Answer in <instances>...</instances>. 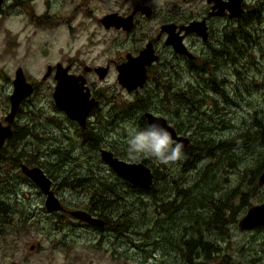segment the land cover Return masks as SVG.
I'll return each mask as SVG.
<instances>
[{
    "label": "rangeland",
    "instance_id": "obj_1",
    "mask_svg": "<svg viewBox=\"0 0 264 264\" xmlns=\"http://www.w3.org/2000/svg\"><path fill=\"white\" fill-rule=\"evenodd\" d=\"M135 1L150 5L153 15L139 16L133 31L105 28L99 21L110 11L130 10ZM205 6V0H29L21 10L5 7L4 15L0 16V72L19 64L39 80L41 85L34 95V119L37 126L47 129L41 131L43 137L36 131L33 139L21 140L13 154L20 152L22 161L33 159V164H40L51 177L55 194L67 208L85 209L90 202V193L83 186L74 185L76 176L92 177L95 188L104 179L114 190L111 196H119L112 201L117 214L107 212L108 215L119 218L121 213L119 224L129 228L102 231L66 212L46 210L40 188L18 168H11L9 160H2L0 200L12 211L13 220L25 216V221L9 225L2 221L0 213V264H184L187 251L181 241L193 235L214 238L222 249L205 264H224L222 255H227L231 264H264V229H240L237 225L250 205L264 200V184L252 182L250 171L264 154V135L257 128H251V132H257L255 137L248 132L258 121L264 125V23L256 27L259 38L250 47L251 55L239 57L235 63L226 62L217 52L208 58L210 47L203 48L195 42L199 59L193 63L199 68L209 64V73L191 71L189 59L170 56L155 63L148 83L142 88L127 91L116 78L115 64L127 51L134 53L144 45L161 19L172 13L177 18H189L201 13ZM45 17L48 23L34 21H43ZM213 21L218 27L219 20ZM220 30V27L216 29L214 36L218 37L212 40V46L218 49L224 45L225 31ZM57 61L74 62L75 72H81L85 64H109L104 79L94 72L87 74L93 93L101 94L105 101L89 120L99 133V147H107L128 160L129 128L147 127L141 122L140 110L123 116L121 109L138 99L147 100L148 110L165 116L190 139L223 140L221 149L210 162L188 170L183 165L185 158L169 165L141 159L157 170L160 180L156 182V190L143 193L129 187L102 161L97 146L82 142L72 122L55 106L54 79L51 76L43 81L42 75L48 64ZM188 90L196 93L191 106L173 99L175 91L178 94ZM213 174L218 182L214 193L209 189ZM181 186L192 188L188 191L193 199H199L198 195L204 192L206 201L184 198L179 190ZM231 189L243 194L232 196L235 221L227 223L226 212L219 222L222 227L209 229L198 226L196 218L189 219L193 210L205 218L212 204L209 211L199 205L205 206L213 202L210 196L218 199ZM243 198L250 204L240 210L238 205ZM181 201L188 206L180 207ZM190 226L200 229L193 232ZM31 245L34 247L30 248Z\"/></svg>",
    "mask_w": 264,
    "mask_h": 264
},
{
    "label": "flooded vegetation",
    "instance_id": "obj_2",
    "mask_svg": "<svg viewBox=\"0 0 264 264\" xmlns=\"http://www.w3.org/2000/svg\"><path fill=\"white\" fill-rule=\"evenodd\" d=\"M26 1H29V0H11V3H9L8 0H0V16L4 15L3 13L5 11V7H8V8L11 7L12 9H17V10L23 9ZM227 1H229V0H205L206 6L202 10V12L199 14H196V15L191 16L189 18H177V14L172 13L170 16L161 19L159 21L158 28L155 31L154 35L148 36L146 38V41H144V45L140 46L136 50V52H134V53L127 51L124 54V57L119 62H117L115 64V68L117 70L116 78L118 81V65L123 63L124 61H126L128 59V54H130L132 56H136L147 45L150 46L153 49L154 55H156V59L153 60L150 64L146 65V80H145L144 84L142 86H138L132 90H127V88L125 86H123L118 81L120 83V85L123 86L127 91H134V90H137L139 88L144 87L148 83L149 76L151 73V69L155 65V63H158V62L160 63L162 60H166V58H168L170 56L177 57V58H183V59H187V60L189 59L191 64L190 65L188 64V68L191 71L199 70L200 72L203 71L205 73H209V71L211 70L209 64L207 65L209 68H203L204 64H202L199 68L193 63L194 60L199 59V55L196 53V48H195L196 43L195 42L201 43L203 45V48L208 47V46L210 47V49L208 50V58H210L212 52H217V54H219L220 57H222L224 60H226V62H229V63L237 62V59H239V57H246L247 55H251L252 50H250V47L252 48V45L256 44V39L259 38V35H257L258 28H256V27L261 26V24L264 23V0H240V9L241 10H240V13L238 15H231L230 14L231 11L229 10V8L227 6ZM137 3L146 4V3H143L140 1H135L130 10H127L124 12L114 10V11H110V12H116L123 17H127L129 14H131L133 8L136 6ZM218 3L219 4L222 3L221 4L222 7H220ZM152 15H153V9L152 8H151L149 15L142 12L141 10H137L133 14V26H132V28L126 29L123 26L117 27L115 25H111V26L105 27V28H114L116 30L129 33L136 28L139 16L151 17ZM211 19H212V21H211ZM213 19H218L219 20L218 27H220L221 30H223V32L225 31L224 39H223L224 45L220 49L212 46V40L215 38V36H214L216 34L215 31L218 28L216 26V23L213 21ZM201 20H204V24L206 26V29H205L206 34H207L206 38H203L196 30L186 31V29H184V27H183L184 25L189 24L191 21H201ZM34 21L38 24L48 23V21L46 20V17L43 21L39 20V19H36ZM234 23H237L236 27H231V26H233ZM165 25H167L168 28H165L164 27ZM229 26L231 27L230 28L231 33L228 34L227 32L230 31V30H228ZM170 31L172 32V34L175 36L176 39H178V40L181 39V42L186 46L187 50L191 53L190 55H188L187 53H184V52L177 51L174 48L172 42H169V40L167 42ZM203 48L200 50L202 51ZM263 55H264V53H263ZM204 62H206V61H204ZM58 63H60L61 66H67L68 65L69 68L67 71L71 74H75V75H81L82 74L85 77V85L89 88V90L91 92V96H93L97 100V104L90 109L84 125H81L76 119L68 117L66 115V113L60 109L67 116V119H69L72 122V124L74 125V128H76V132L80 135L82 142L89 143V140L94 141L95 140L94 135H97L99 133H98V131H96V129H95L96 127H93L90 125V123H89L90 116L94 113V111L97 108L100 109V104L104 103L105 101H104V97H101V94H99V93L94 94L93 93V90L91 89V87L88 84L87 74L94 72V73H96V75L98 76L99 79H104L105 76H107L109 73V70H110L109 64L107 63L105 65H96V66H90V65L85 64L83 66V69L81 72H79V71L75 72L74 71V62H68V63L64 64L61 61H57L54 65L48 64L46 66L45 72L42 75V80L46 81V79H50L51 76L53 77L54 84H53V90H52V98H53V91H54L55 85L57 83L55 73H56ZM211 64H213V63L211 62ZM242 65H245V64H242ZM48 66H50V68H48ZM97 67H104L106 69L104 71L103 75H101V72L96 69ZM19 70H21V72L23 73L24 81L27 84H29V86H31L32 90H31L30 94L25 95L20 100L18 108H17L14 116L9 120L6 118V116L8 115V113L11 110L10 95L15 88V79L17 77V74L19 73ZM155 79L157 80L156 84L160 85L159 79H157V77H155ZM40 85H41V83H39V80H36L33 76H31L28 73V71L22 65H19V64H15L13 67L8 68L7 70H3L2 72H0V124L3 127L9 126L8 128L10 129V133L6 135V137L3 141V144L0 147V161L10 160L11 158L15 159L14 157H18V156L22 155V154H20V152H17L18 155L13 154L14 152H16L19 149V145H20L21 140L33 139L36 135V131H38V134L41 136H42L41 131L42 132H43V130L45 132L47 131L46 128L43 127V129H42L41 126H37V123L34 119V113H35V111H34V106H35L34 105L35 104L34 103V95L37 91H39ZM175 93H176V91H175ZM53 102H54L55 106H57L55 101H54V98H53ZM97 120H98V118H97ZM166 120L171 126L174 127L177 134L185 135V134L180 133L179 128L177 126H174L173 124H171L167 118H166ZM85 129L87 130V132L84 134ZM97 136H99V135H97ZM189 142H190V138H189ZM97 143H98V140H97ZM99 146H100V143H98L96 148H98V152H99V156H100V149L101 148L108 149V148L104 147V146H101V147H99ZM92 147H94V146H92ZM186 147H183V148H186ZM23 150H25V149H23ZM109 150H111V149H109ZM28 151L30 152V150H28ZM38 153H40V152H38ZM6 154L7 155L10 154V156H7ZM113 154H114V152H113ZM100 158H101V156H100ZM102 161H104V160L102 159ZM21 163H25L29 166L35 165V164L26 163L24 161H20L18 164L19 166L17 167L19 170H20V164ZM152 171L154 172L153 169H152ZM20 172H21V170H20ZM22 174L25 175L24 173H22ZM129 183L134 188H136V190L142 188V186L134 185L131 182H129ZM52 184H53V181H52ZM141 192H143V191H141ZM114 199H115V197L111 198V200H114ZM61 203L63 204L62 201H61ZM64 208L65 209L63 211L59 210V211H50V212H66L67 213L66 210L71 209V208H67L65 205H64ZM96 216H98V215H96ZM98 217H100V216H98ZM77 220H79V219H77ZM79 221H81V220H79ZM81 222H83L87 225L93 226V227H98L102 231H106V230H109L112 232H119L120 231V230L115 231V229H113V228L94 226V225H91V224L84 222V221H81ZM104 223H105V220H104ZM104 223H103V225H104Z\"/></svg>",
    "mask_w": 264,
    "mask_h": 264
},
{
    "label": "water",
    "instance_id": "obj_3",
    "mask_svg": "<svg viewBox=\"0 0 264 264\" xmlns=\"http://www.w3.org/2000/svg\"><path fill=\"white\" fill-rule=\"evenodd\" d=\"M218 2V1H217ZM220 3V2H219ZM218 3V4H219ZM222 4V3H221ZM219 4L220 7L222 5ZM218 6V5H217ZM227 6L231 11V15H238L240 13V0H229ZM141 10L147 15L150 14L151 7L147 4H139L133 8L131 14L123 17L116 12H108L100 17V22L104 27L115 25L117 27L123 26L130 29L133 26V14ZM168 28L167 25L164 26ZM186 31L196 30L203 38H206V26L204 20L191 21L189 24L183 26ZM172 42L174 48L179 52H184L190 55L186 46L181 42V39H176L170 31L167 42ZM156 59L153 49L150 46L143 48L138 55L132 56L128 54V59L118 65V81L127 88L132 90L138 86H142L146 80V65L150 64ZM50 68V66H48ZM69 66H61L57 64L55 77L57 83L53 91V98L57 107L63 110L70 118L76 119L81 125L85 124L87 115L90 109L97 104V100L91 96L89 88L85 85V77L69 73ZM98 71L103 75L106 70L104 67H97ZM32 88L24 81V76L21 70L15 79V88L10 95L11 110L6 116L11 119L19 105L20 100L27 94H30ZM144 116L148 125L152 123H159L165 127L172 135L173 139L182 143L186 147L189 143V137L186 135L177 134L173 126H171L166 118L152 111L146 110ZM9 126H1L0 124V147L7 134L10 133ZM101 158L113 169V171L121 178L131 182L134 185H139L148 188L153 183L154 173L152 169L145 163L138 161H127L114 155L113 152L106 148L100 149ZM20 170L28 178H30L44 194V206L48 211L64 210V205L55 194L52 188V179L44 169L39 165L29 166L25 163L20 164ZM257 181L259 184H264V169L258 175ZM67 213L81 221L87 222L94 226H101L104 220L101 217L93 215L89 211L82 208H71L66 210ZM240 229H250L255 226H264V200L250 205L245 213L237 222ZM31 245L30 248H33Z\"/></svg>",
    "mask_w": 264,
    "mask_h": 264
},
{
    "label": "trees",
    "instance_id": "obj_4",
    "mask_svg": "<svg viewBox=\"0 0 264 264\" xmlns=\"http://www.w3.org/2000/svg\"><path fill=\"white\" fill-rule=\"evenodd\" d=\"M206 64V63H205ZM203 65V68H209L207 65ZM205 71V70H204ZM214 84V83H213ZM164 86V85H163ZM214 90H217V87L214 86L213 87ZM187 93L193 98L191 99L190 96L187 95ZM196 95L195 92L193 91H183V93H174L173 99L189 104V106H191V104L193 103L192 101L194 100V96ZM186 96V97H185ZM148 101L145 100L142 102V100H134L132 102H129L126 106H123L121 109V113L123 114V116L126 115H131L132 112H134L135 110H140V119L141 122L143 124L146 125V127H148V123L146 121V118L144 116V112L142 111H146L148 110ZM142 112V113H141ZM256 125V126H255ZM251 128H257L259 129V133H263L264 135V125H262L260 123V121L256 122L255 124H253L249 129L248 132L250 131V134H253V136L255 137V131L251 132ZM87 132V130H84V134ZM92 133V132H91ZM97 134V133H96ZM98 135V134H97ZM94 135L95 140H98V143L100 141V136ZM84 136V135H83ZM263 137V136H262ZM94 141L89 140V144L96 147L97 146V142L96 144H94ZM220 144H223V140H218L216 142L215 138L213 137V139L208 138V139H200L198 141L193 139H190L189 144L187 145L186 148H183V158H185V161L183 162L184 167L188 170V169H193L195 168L197 165L201 164V163H208L210 162L212 159V157H214V155L216 154V152L218 150L221 149ZM15 159H10V166L11 168H17L19 165V162L22 161V158L20 156L18 157H14ZM24 162L26 163H30L33 164L35 161L32 159V161H28V160H24ZM145 162V160H144ZM40 165V164H39ZM264 169V154H262L259 158V161L257 162V165L250 169L251 171V181L252 182H256L258 175L261 173V171ZM154 178H153V183L150 187L148 188H140L139 190L143 191L144 193H152L154 192L156 189V182L158 180H160V177L157 173V170L154 169ZM214 176V177H213ZM213 176H210V178L212 177V180L210 181V187L209 189L211 190L212 193L215 192V188L217 185V180L215 178V175L213 174ZM92 177H87V176H76L75 179H73L74 181V185L76 187H82L87 190L90 193V202L89 204L85 205L84 208L85 210L89 211L90 213H92L93 215H98L100 217H102L105 220V223L102 227H107V228H113L116 230H120V231H125L126 229L129 228L128 226H123L121 224H119V222L121 221V213L118 214L119 218H111L108 213H116L115 208L113 209L112 207V201L111 200V194L114 192V190H111V186L106 183L104 181V179H100L101 183H96V185H98V188H95V183L92 184ZM94 181V180H93ZM123 181L124 184L128 185L129 187L134 188L128 181ZM96 182V181H94ZM261 185V184H260ZM131 188V189H132ZM180 193L182 194V196L184 198H189L191 201L193 200H198V201H206L207 196L204 192L200 193L198 195L199 199H193V197H191L190 193L188 190H192L191 187H179ZM231 192V193H230ZM230 194L228 195H221L218 199H216L214 196H210V200H212L213 202H209V204H205L204 205H199L204 207L203 210H207L209 211V207L210 204H212V210L210 212L209 215L202 217L200 212L197 211H192L189 214V219L192 221V219H197V225L198 226H207L209 227V229H215V228H221L222 224L219 223L225 216L226 212V222H231V221H235V217H236V211L235 208L232 204V196H236V195H242V193H240V191H238L237 189H231L230 190ZM116 195H118L116 193ZM113 198V197H112ZM119 196H115L114 200H118ZM225 199V201H224ZM217 200V201H215ZM190 202V201H189ZM250 204V202L248 201V199H242L241 203L238 205L240 207V210H243L246 206H248ZM180 207H187L188 203L181 201L179 204ZM198 206V205H197ZM243 208V209H242ZM83 209V208H82ZM237 210V209H236ZM108 212V213H107ZM225 212V213H224ZM0 213H1V217H2V221L6 222V224H23L25 221V216H22L21 218L18 219V221L13 220L14 215H12V211L10 210V208L8 207V205L6 204V202L4 200H0ZM117 214V213H116ZM184 216H186V214H184ZM202 219V220H201ZM14 221V222H13ZM190 221V222H191ZM130 224L129 222H125ZM192 227V228H191ZM190 230L193 232H196L197 230H199L200 228L198 227H194V226H190ZM255 229H260L263 228L264 226H255L253 227ZM225 230H227V226L225 225ZM223 229V230H224ZM181 243L185 246L186 251H187V259L184 262V264H205V261H207L208 259H212L213 255L215 253H219L221 252V247L220 245H218V241H216L214 238H210V237H203V235H199V236H190L189 238H186L184 240L181 241ZM194 250V251H191ZM223 256V260H221L224 264H231V260L229 259V257L227 255H222ZM218 264V263H216Z\"/></svg>",
    "mask_w": 264,
    "mask_h": 264
},
{
    "label": "clouds",
    "instance_id": "obj_5",
    "mask_svg": "<svg viewBox=\"0 0 264 264\" xmlns=\"http://www.w3.org/2000/svg\"><path fill=\"white\" fill-rule=\"evenodd\" d=\"M126 146L127 159L132 162L152 159L158 164L169 165L184 155L183 144L174 140L159 123H152L145 129L129 128Z\"/></svg>",
    "mask_w": 264,
    "mask_h": 264
},
{
    "label": "bare ground",
    "instance_id": "obj_6",
    "mask_svg": "<svg viewBox=\"0 0 264 264\" xmlns=\"http://www.w3.org/2000/svg\"><path fill=\"white\" fill-rule=\"evenodd\" d=\"M103 225H101V227H102Z\"/></svg>",
    "mask_w": 264,
    "mask_h": 264
}]
</instances>
